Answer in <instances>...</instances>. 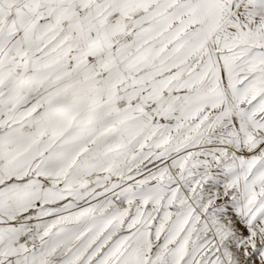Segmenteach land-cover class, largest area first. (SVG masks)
<instances>
[{"label": "snow or ice", "instance_id": "6c2138e0", "mask_svg": "<svg viewBox=\"0 0 264 264\" xmlns=\"http://www.w3.org/2000/svg\"><path fill=\"white\" fill-rule=\"evenodd\" d=\"M0 264H264V0H0Z\"/></svg>", "mask_w": 264, "mask_h": 264}]
</instances>
